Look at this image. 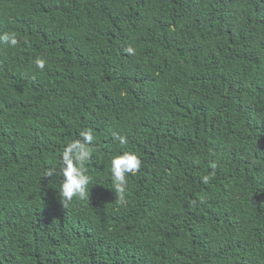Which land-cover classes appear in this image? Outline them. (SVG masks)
I'll return each instance as SVG.
<instances>
[{
	"label": "trees",
	"instance_id": "1",
	"mask_svg": "<svg viewBox=\"0 0 264 264\" xmlns=\"http://www.w3.org/2000/svg\"><path fill=\"white\" fill-rule=\"evenodd\" d=\"M4 32L0 264H264V0H0ZM88 128L65 208L48 172Z\"/></svg>",
	"mask_w": 264,
	"mask_h": 264
},
{
	"label": "clouds",
	"instance_id": "2",
	"mask_svg": "<svg viewBox=\"0 0 264 264\" xmlns=\"http://www.w3.org/2000/svg\"><path fill=\"white\" fill-rule=\"evenodd\" d=\"M18 39L13 32L0 33V44L15 48L18 45ZM129 53L133 50L127 49ZM47 61L37 57L35 66L43 70ZM80 139L69 142L61 154V163L59 169L49 170L48 176H58L61 178L58 189L60 203L66 208L76 198L78 200L89 199L88 185L91 183V177L87 174L85 164L92 156V142L94 140V131L91 128L79 132ZM120 145L128 143L126 136H118ZM142 166L141 159L133 152L125 151L112 157L110 162V172L113 178L114 191L119 194L121 201L124 199V193L127 186V174L136 175ZM202 181L207 184L209 176H203ZM249 212H253L249 209Z\"/></svg>",
	"mask_w": 264,
	"mask_h": 264
}]
</instances>
